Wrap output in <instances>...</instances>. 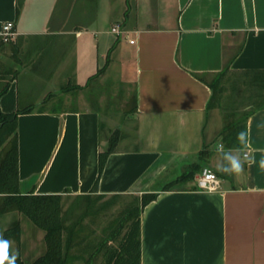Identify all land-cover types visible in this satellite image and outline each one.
I'll list each match as a JSON object with an SVG mask.
<instances>
[{
	"label": "crops",
	"instance_id": "crops-1",
	"mask_svg": "<svg viewBox=\"0 0 264 264\" xmlns=\"http://www.w3.org/2000/svg\"><path fill=\"white\" fill-rule=\"evenodd\" d=\"M8 21L16 35L5 41ZM113 46L106 70L87 85L108 59L100 67L96 51L108 56ZM116 53L133 56V110L116 107L123 102L114 94L118 84L107 88ZM227 62L233 71L264 70V0H0V88L9 83L0 108L35 105L18 118L21 190L74 199L64 209L95 194V263L105 261L99 247L119 226V219L105 220L108 210L120 198L129 199L126 206L158 192L141 211V264H264V171L253 151L264 148V108L247 120L248 152L257 163L239 176L223 175L214 147L220 132L208 109L213 92L196 76ZM114 109L132 127L93 191L110 137L104 119ZM205 164L220 177V190L198 187ZM193 169L190 181L162 189ZM157 180L165 183L155 187ZM18 213L0 215V227L20 221L21 246L30 223Z\"/></svg>",
	"mask_w": 264,
	"mask_h": 264
},
{
	"label": "trees",
	"instance_id": "trees-1",
	"mask_svg": "<svg viewBox=\"0 0 264 264\" xmlns=\"http://www.w3.org/2000/svg\"><path fill=\"white\" fill-rule=\"evenodd\" d=\"M110 48L107 62L91 76L87 82L90 84L95 76L101 75L110 63ZM234 74L233 86L244 85L252 100L249 110L237 121L226 124L220 132L227 148L235 146L236 133L247 128L249 116L258 109L264 108V70L233 71L230 62L214 75V80L207 79L208 74L196 73V76L208 84L212 89V96L208 103V109L221 106L222 85L228 75ZM229 80V79H228ZM9 83L0 88V97L7 91ZM66 89V88H65ZM71 89V88H67ZM66 89V90H67ZM35 105L19 107L13 112H4L0 108V215L17 211L27 216L37 227L44 230L46 242L45 251L37 256L31 263L25 262L21 257L17 264H71L70 252L73 245L78 244V250L87 252L85 264H95V194L81 195L86 201L77 202L64 209L63 194H35L33 191L23 192L20 187L19 177V141L18 118L23 113L33 111ZM120 129H116L109 137L108 146L99 153V175L94 184L93 191L97 188L100 176L105 167L110 153H112L120 139ZM204 158V151L201 153ZM199 166V165H198ZM197 166V167H198ZM195 170H190L180 175L174 181L163 186V190L172 189L190 181ZM158 197V192H147L142 195L140 203L129 204L120 211L118 227L110 230L99 247L98 252H103V264H141V211L151 201ZM74 207H80L74 210ZM88 215H93V224L84 223ZM87 226L91 233L86 241H82V228ZM22 227L20 221L14 222L3 232L5 238L19 239ZM121 234L117 246L110 245L109 241ZM91 236V238H90ZM80 238V239H79ZM82 257V254H79ZM73 264V263H72Z\"/></svg>",
	"mask_w": 264,
	"mask_h": 264
},
{
	"label": "rangeland",
	"instance_id": "rangeland-1",
	"mask_svg": "<svg viewBox=\"0 0 264 264\" xmlns=\"http://www.w3.org/2000/svg\"><path fill=\"white\" fill-rule=\"evenodd\" d=\"M108 27H111L109 25ZM96 56L98 58L99 66L101 67L107 58V52L105 51H96ZM99 56V57H98ZM114 62L111 64L110 69L108 73L106 74V84L107 88L110 89L114 84H118L117 87H114V94L117 96H121L123 99L122 103H116V107L122 109L125 108V110H133L134 108V71H135V63L133 60V56H127L126 58H119L117 53L113 56ZM234 74L228 75V77L225 78V83L222 85V92H221V106L220 107H214L212 108V112H210V116L212 117L211 123L214 126L215 130L221 132L223 128L226 126L228 122L231 121H237L239 118L243 117L244 112L249 110V105L252 102L253 99L255 101L257 98L250 97V93L244 91L245 87L244 85L240 86H233V80ZM208 80L213 81L214 75H209L207 77ZM229 79V80H228ZM129 86V87H127ZM124 91L125 93L121 94L120 92ZM111 93V90L108 91ZM106 93H103L102 97H105ZM124 96V98L122 97ZM126 101V102H124ZM76 104V102H75ZM26 105V104H25ZM29 105V104H28ZM89 105V104H87ZM27 106V105H26ZM216 108V109H215ZM120 111V110H118ZM114 109V111H111L108 113V116L105 117V129H104V138L107 136H110L116 129H120V137L122 138L123 133L125 134L128 129L131 128L132 123L130 121H126L124 117H120V112ZM131 139V138H130ZM128 139V140H130ZM131 141V140H130ZM128 145H130L128 143ZM226 146V145H225ZM203 167H209L213 171H215L211 166L205 164ZM200 168L201 170L203 169ZM216 172V171H215ZM165 182L163 180H157L155 187H160V185H163ZM74 199H64V206H67L68 203L70 204ZM129 200V199H128ZM128 200L124 198H120L116 202V208H112L108 210L106 221L113 222L115 220H118L121 216L120 211H122L125 207L126 202ZM21 214V213H18ZM23 223L26 224L27 220L30 223V227H27L25 225V231H24V241L28 245V251L26 250L25 246L22 245L19 246L17 244V241L19 239L11 238L10 240L13 241V247L19 250V255L25 262L31 263L37 256L42 254L46 249V242L44 239V234L41 232V230H38L36 228V225L25 215H23ZM95 219V217H94ZM17 220V219H16ZM84 223L93 224V215H88L85 218ZM15 221V220H14ZM13 221V222H14ZM33 224V226L31 225ZM12 225V224H11ZM35 226V227H34ZM95 227V224H93ZM82 241H86L87 235L91 233V230L85 226V228H82ZM0 231H3V228L0 227ZM44 232V231H43ZM91 238V236H90ZM80 239V238H79ZM21 244V243H20ZM73 253L77 254V263L75 264H85V259L88 256L87 252H82L81 250H78V244L73 248ZM79 254H82V257H80ZM104 262V261H103ZM102 262V264H103ZM99 264V263H95Z\"/></svg>",
	"mask_w": 264,
	"mask_h": 264
},
{
	"label": "clouds",
	"instance_id": "clouds-1",
	"mask_svg": "<svg viewBox=\"0 0 264 264\" xmlns=\"http://www.w3.org/2000/svg\"><path fill=\"white\" fill-rule=\"evenodd\" d=\"M235 146L226 148L223 138L215 144V151L219 156L216 170L223 175L239 176L244 173L245 165L252 166L257 163L254 156L248 152L250 146L249 131L247 128L236 133ZM261 153L258 167L264 171V148L253 149ZM19 250L13 247V241L5 238L0 231V264H17Z\"/></svg>",
	"mask_w": 264,
	"mask_h": 264
},
{
	"label": "built area",
	"instance_id": "built-area-1",
	"mask_svg": "<svg viewBox=\"0 0 264 264\" xmlns=\"http://www.w3.org/2000/svg\"><path fill=\"white\" fill-rule=\"evenodd\" d=\"M112 31L117 34L122 32L119 26L113 27ZM1 35L5 41H9L16 35L12 21H8L3 25ZM197 185L202 190L217 191L221 189V179L211 168L203 167L197 176Z\"/></svg>",
	"mask_w": 264,
	"mask_h": 264
}]
</instances>
